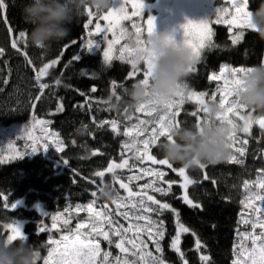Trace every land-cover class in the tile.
<instances>
[{
  "label": "trees",
  "instance_id": "trees-1",
  "mask_svg": "<svg viewBox=\"0 0 264 264\" xmlns=\"http://www.w3.org/2000/svg\"><path fill=\"white\" fill-rule=\"evenodd\" d=\"M27 2L28 0H6L8 7L0 11V48L4 49V54L0 56V126L11 131L9 133H14L15 148L25 151V145L30 141L26 137L18 140L20 136L16 129L32 127L34 132L32 135L37 137L41 135V125H34V120L48 121V131L58 134L64 142L65 150L56 152L50 144L45 151L41 142L38 152L25 154L22 158L11 159L10 156L0 155V160L4 161L0 162V235L7 237L10 233L5 223L10 220L26 219L27 222L23 227L27 232L26 239L29 243L39 246L43 256L51 248L49 237L64 235V232L69 233L64 227L60 228L61 231L52 229L50 232L39 233L40 222L43 221L49 227L52 223L51 215L60 212L63 213L64 218H70L71 223L68 227L74 229L77 223L88 218L87 211L75 210L77 204L84 206L96 199L97 203L94 206L96 210H99L100 205L107 204L114 218L125 227L128 226L129 221L115 216L117 209L112 200L101 199L98 196V188L103 183L111 184L120 196H126V190L121 189L119 182L114 181L112 173L103 177L96 174L111 163H120L122 158H129L130 165L135 167L116 169L115 174L119 181L128 183L135 192L139 191V186L152 179L144 176L140 180H128V177L138 171L139 167H149L150 163L144 162L141 165L135 160L133 152H125L122 147L130 140V137L123 135L125 127L138 123L140 119L151 118L142 112H136V108L126 112L124 110L126 104L120 112L108 107L106 101L109 96L115 95L127 100L124 90L135 81L129 78L131 66L126 61L114 59L111 63H105L100 48L92 53H88L83 48V44L89 39L90 28V25L88 29L84 28L88 19L86 13L71 25V34L67 39L54 43L50 50H43L29 41L31 25L25 23L21 14L23 4ZM258 3L259 0H250V7L256 8ZM20 32L26 33V40L19 38ZM212 32L214 33L212 47L204 49L210 52L201 57L197 63V71L187 76L186 83L189 86L187 90L194 88L211 95L217 81L209 79L210 71H218V65L223 60L235 66H252L263 62L264 41H261L250 29L245 28L243 39L235 46L228 45L227 40L230 36L228 25L213 23ZM13 40L17 41V48L12 47ZM73 41L76 43L73 44ZM75 55H79L80 59L73 60ZM29 60L32 61L31 64ZM53 60L59 62L50 67L47 75L37 81L38 70ZM137 67L141 69V67L145 68V65L141 64ZM57 80L60 81L59 84L56 83ZM41 83L49 85L43 90V94L39 88ZM93 88L96 89L95 92H92ZM38 96L40 99L37 100ZM60 105H63V108L57 111ZM252 111L256 117L264 115L262 111ZM130 114L131 116H127ZM113 120L118 123V134L111 130L110 123H102ZM192 120L193 117L187 116L184 125L194 124ZM80 128L85 129L83 134H78L77 130ZM239 135L248 140L242 165L229 163L225 159L215 165H205L203 169L197 167L186 170L189 177L196 181L188 187L189 198L194 201L206 187L210 189L216 196L214 197L216 210L228 214L225 223L229 231L232 229L234 232V242L241 227L240 211L236 214L239 206L233 197L222 196L221 190L212 178V173L216 170L222 172L239 170L245 180H254L264 174V171H261L264 170V130L257 124L250 129V133L238 131L237 136ZM96 150L99 154L93 155ZM152 154L158 159L162 158L156 147L152 149ZM63 161L68 163L65 164ZM153 166L167 173L164 177L166 181H178L179 175L167 166ZM173 168L178 170L181 166L173 164ZM205 174L208 179H204ZM161 186L167 187L166 184ZM147 191L177 210L180 213V222L190 229L188 233L181 234L179 247L184 254L181 257L180 253L170 246L177 232L176 216L171 211H165L159 217L153 214L154 218L163 220L165 227V237L161 241L162 253H157L155 246L148 241V250L152 251L154 256H160L164 264H184V261H187V264H232L234 259L230 262L222 261L203 234L204 239H202L198 229L191 222L192 212L197 214L198 210L183 202L180 198L182 197L180 187L173 185L172 191L167 196L152 192L150 189ZM93 192L96 193L95 197L92 196ZM19 199H22L23 203L17 204V207L12 209V202ZM66 208L69 209L68 212H64ZM124 210L126 209H121ZM128 235L131 236L132 233ZM197 239L202 245L199 250L196 249ZM101 245L105 246L102 247L105 251L112 253L110 260L120 254L114 244L110 246L102 238ZM204 255L209 256L208 262L200 259ZM130 259L134 257L130 256Z\"/></svg>",
  "mask_w": 264,
  "mask_h": 264
},
{
  "label": "snow or ice",
  "instance_id": "snow-or-ice-1",
  "mask_svg": "<svg viewBox=\"0 0 264 264\" xmlns=\"http://www.w3.org/2000/svg\"><path fill=\"white\" fill-rule=\"evenodd\" d=\"M231 18L226 19L225 17L230 14L228 7L218 8L216 10L215 23H225L228 25L235 26L240 29H250V13L248 11L250 6V0H230ZM131 7L129 14L128 7ZM8 7L6 0H0V11L5 10ZM145 0H122L121 5L118 8H110L102 14H97L91 9H86L87 23L84 24V28L88 29L89 25L93 24L95 18L94 29L88 32L89 39L83 44V48L88 53L94 52L101 46L102 41L107 42V47L103 49L102 55L105 63H111L114 59V51L116 45H121L119 48V56L116 59L126 61L133 69L130 76H135L140 69L137 67L136 61L133 59L135 52L139 50L143 44V37L146 34H152L155 29V18L151 15L145 18L144 16ZM134 18H136L134 20ZM103 20L106 22L105 27H102L101 23L98 22ZM124 21H131V27L134 29V34L137 37L136 43L138 48L133 49L128 44H121V40L127 39L128 30L124 27ZM210 19L202 21L187 20L181 27L183 28V43L191 50L194 55L196 62L201 59L202 50L206 47H212V37L214 33L210 27ZM112 34V39H108L107 34ZM243 32H236L232 36V43L235 45L243 39ZM98 36L100 40H93L91 37ZM19 38L26 40V33L20 32ZM73 44L76 41L72 42ZM12 47L17 48V41L13 40ZM67 47V46H66ZM4 54V49L0 48V56ZM27 55L26 53H24ZM80 56L75 55L73 60H79ZM32 63L31 60L28 61ZM59 61L53 60L51 63H46L36 73V79L39 81L42 77L46 76L48 69L56 65ZM145 70L143 71L142 82L147 84L151 76L152 65L145 61ZM247 68H231L228 69V74L223 75L225 68H221L222 75L213 73L209 79L212 81H222L221 84H217L216 90L212 93L210 100H217V94H219L218 104L221 111L217 113L216 119L221 123L227 124L231 129V133L228 137L230 141V155L228 162L233 164L242 165L244 160L242 159L246 155V145L248 144L247 139L241 140L237 136V132L250 133V128L253 123H258L261 129H264V115L259 117H253L251 113L248 115H242L241 110H244L243 106L238 105L233 99L235 95L236 86L240 83V75L243 74ZM188 73L196 72L197 69L191 66ZM60 83L59 80L56 81ZM49 87L46 83L39 84L41 94L43 90ZM115 87V85H114ZM187 87V85H185ZM96 89L93 88L92 92ZM83 95V93H81ZM206 92H189L187 96L181 91V85H177V91L168 99L163 101H154L149 99L144 104L139 105L136 108L137 112H143L146 116L150 117L149 120L140 119L138 123L132 124L130 127L126 126L123 135L130 137L129 141H126L122 147L125 152H133L136 161H139L141 165L146 161H150L152 165L167 166L174 172L183 178L181 187L184 189L182 200L191 208H199L200 205L194 203L188 195V187L196 183L187 175V169L181 167L178 170L173 168L172 163L166 159H158L152 154V149L156 147L157 143L162 138L171 140L170 130L174 126H179L178 116L180 114V107L185 100H195L200 106L197 111L191 113L197 117V124L202 120L198 116V112L206 111V104L208 101L205 100ZM232 98V99H230ZM40 99V97H36ZM63 105H60L57 111L62 110ZM155 114V115H153ZM232 117H238L239 120L243 121V125H238ZM131 119V118H129ZM48 121L45 120H34V125H41V135L33 137L31 131L27 128L23 130V135L17 139L26 137L30 143L25 145V151H19L15 148L13 142L8 143V149L11 150V159L22 158L25 154L38 152V147L41 145L43 150H47L51 146L55 148L56 152H63L64 142L59 138L55 132L48 131ZM104 124L110 123L111 130L115 133H119L118 123L113 120L111 122L104 121ZM151 125V127H149ZM30 149V151H27ZM96 153H93L95 155ZM0 162H4L0 160ZM67 164V161H63ZM135 165H130L129 158H122L120 163H111L106 169L107 172L113 174L114 181L119 182V187L125 189L127 192L126 196H120L113 199L112 203L116 205L115 216L123 217L125 221H129L128 226L125 227L119 223V220L114 218L113 212L108 208L107 204L100 205L99 210L94 207L96 205V199H93L87 205H76V211H87L88 218L85 221L77 223L75 228H69L71 223L70 218H64L63 213L57 212L51 215V228L40 222L38 227L39 233L50 232L52 229L60 230L61 226L67 229L69 234L61 235L59 239H53L49 237V244L53 245L48 250V255L44 259L43 264H164V260L160 256H154L152 251L148 250V241H151L155 246L157 253H162L163 249L161 241L165 237V227L163 220L154 218L153 214L157 217L162 216L165 211H171L174 213L177 219V232L171 240V248L177 253H180L183 257V253L180 250L181 234L188 233L190 229L180 222V213L172 208L167 202H161L154 195H150L147 190H151L155 193H160L163 196H167L172 191V186L175 181H166L164 177L167 175L166 172L158 168H145L139 167V172L142 175H131L128 177L129 181L143 179L144 176L151 177L147 183L139 186V191H133L129 187L128 183L119 181L116 177V169L132 168ZM201 169L205 168V165L199 166ZM264 171V170H261ZM104 172H98L96 175L103 177ZM204 179H208L205 174ZM166 184L167 187L161 186ZM251 184H255L261 190H264V177H258L257 181L249 182L244 181V189L248 193L244 199L241 200V204L244 209L247 210L246 215L242 212L241 223L244 225H250L251 231L240 232L238 235L242 241L250 240L251 246L246 247L243 245L237 246L234 249L235 258L232 264H264V194L257 193L251 187ZM92 196L95 197L96 193L93 192ZM258 202V203H257ZM7 207V205H5ZM17 202L11 204V208L15 209ZM121 209H126L121 211ZM69 209H65L64 212H68ZM107 226V227H106ZM10 229L7 239L14 241L17 238H25L18 221L7 225ZM257 229L259 231L257 232ZM132 233L131 236L128 233ZM195 235V233H193ZM116 238L115 240L113 238ZM146 237L147 239H145ZM101 238L107 242L108 245H113L120 253L124 254V258L117 255L112 260V253L110 251H104L102 256L101 250ZM61 246H63L61 248ZM130 246V247H129ZM202 247L199 239L196 240V249L199 250ZM134 257V259H128V256ZM202 261L208 262L209 256H201ZM187 264V261H184Z\"/></svg>",
  "mask_w": 264,
  "mask_h": 264
},
{
  "label": "clouds",
  "instance_id": "clouds-1",
  "mask_svg": "<svg viewBox=\"0 0 264 264\" xmlns=\"http://www.w3.org/2000/svg\"><path fill=\"white\" fill-rule=\"evenodd\" d=\"M113 8L112 0H28L21 8L22 18L31 25L29 41L39 49L50 50L54 43H59L71 34V25L91 9L102 14ZM250 30L264 41V0H259L256 8L248 9ZM137 37L133 33L127 36L128 46L137 49ZM143 46L135 52L133 59L137 66L148 61L152 65L151 76L147 84L142 80L133 82L125 88L124 96H109L108 107L120 112L122 107L130 112L149 99L163 101L170 98L177 85L188 74V69L196 62L191 50L176 39L168 30L155 31L143 37ZM240 75L236 86L235 102L250 110L264 112V62L247 67ZM206 111L199 124H180L170 130L171 140H160L156 148L162 159L172 164H179L185 169H195L200 165H215L230 155L228 139L232 129L216 119L221 111L219 104L209 100ZM83 134L85 129L77 130ZM101 199L113 200L118 194L111 184L103 183L98 188ZM10 223L15 222L10 220ZM25 238L9 241L0 235V264H40L42 252L35 243Z\"/></svg>",
  "mask_w": 264,
  "mask_h": 264
},
{
  "label": "rangeland",
  "instance_id": "rangeland-1",
  "mask_svg": "<svg viewBox=\"0 0 264 264\" xmlns=\"http://www.w3.org/2000/svg\"><path fill=\"white\" fill-rule=\"evenodd\" d=\"M121 3H122V0H112L113 8H118L121 5ZM224 7H228L230 9V14L225 17L226 19H230L231 18V12L233 11L231 9L230 0H152V1L145 0L144 16H145V18L148 17L149 15L153 16L155 18V25H156L157 31L168 30V31L172 32V34L174 35V37L176 39L179 40V39L183 38V28L181 26L184 23H186L187 20L202 21V20L210 19V21H212V23H210V27L212 29V24L215 23L214 21L216 20V15H215L216 10L218 8H224ZM128 11L130 14V12H131L130 6L128 7ZM172 18H173V21L170 20ZM135 19L136 18H134V20ZM96 22H97V20L94 18L93 24L90 25L89 31L94 29ZM98 22L101 23L102 27L107 26L106 22L103 20H100ZM122 23H123L124 27L127 28L128 33L134 34V29L131 27V24H132L131 21H124ZM219 24L228 25L225 23H219ZM228 26H229V31L231 34L230 35L231 41H232V36L236 32L242 31L244 34L245 29H240V28H237V27L232 26V25H228ZM145 35H146V33H145ZM107 36H108V39H112L111 33H108ZM92 39L93 40H100V37L93 36ZM125 43L128 44L127 39L121 40V44H125ZM120 46L121 45L115 46L114 58H115V56H119ZM106 47H107V42L102 41L101 46H100L101 55H102L103 49ZM203 50H202V53H203ZM102 58H103V55H102ZM263 62H264V55H263ZM193 66L195 67V63L193 64ZM222 67L225 68L223 75H227L228 69H231V68H247L250 66H246V65L235 66V65H232L228 62H222L220 64L219 70L217 72H213V73H215L217 75H222V73H221ZM140 70L144 71L145 68L141 67ZM141 79H143V78H141ZM221 83H222V81H217L216 86H217V84H221ZM215 90H216V87H215ZM192 91L198 92V93L199 92H205V91H198V90H196V91L195 90H187V94L189 92H192ZM207 95H208V93H207ZM230 99H232V98H230ZM218 100H219V94H217V100H216L217 103H218ZM187 101H189V100H187ZM187 108L190 109V106H188ZM249 113H251L253 117H256L252 110H247V109L241 110L242 115H248ZM153 115H155V114H153ZM203 115L204 114H202V118H203ZM232 118L236 121V123H238V125H241V126L243 125V121L239 120L238 117H232ZM257 124L258 123H253L251 128ZM149 127H151V125H149ZM25 128L26 127H19L16 129V132L18 131L19 136L23 135V130ZM28 130L31 131L32 134L34 133L32 127ZM9 132H11V131L6 129L4 126H0V155L1 156H11L12 155L11 150L8 149V143L13 142L14 133H9ZM238 137L240 139L242 138L241 135H239ZM243 139L244 138H242V140ZM230 151H232V150H230ZM146 162H149L150 166L145 167V168H154V166L151 164L150 161H146ZM194 171H195L194 174H196V170H194ZM131 175H142V174L138 170V171L132 173ZM262 177H264V174ZM212 178L216 181V184L218 185L219 190H221V192H222V196L233 197V200L235 201V203L238 204L239 208L236 209V214L240 211V218H239V224H241L240 232H243L245 230L251 231L250 225H244L241 223V219L243 218L242 212H244L245 215L247 212V210H245L244 206L241 204V200L244 199V197L248 194L246 192V190L244 189V181H245L244 178L245 177L243 176V173H241L239 170H234L233 172H222V171L216 170V171H214V173H212ZM248 181L254 182V181H257V179L248 180ZM251 187L253 188V190L255 192L260 193V194H264V190L259 189L258 187H256L255 184H251ZM138 190H140V189L138 188ZM214 197H216L215 194H212L210 189H208L207 187L202 191V193L196 198V200H194V203L199 204L200 207L196 208L198 210L197 214L192 212L193 215L191 216V222L198 229L199 234L202 237V239H204L202 234L206 237V239L212 245L213 249L216 251L219 258L222 261H226V262L229 261L230 262L232 259L235 258L234 249H236L237 246L243 245L246 247H250L251 242H250V240L242 241V239L239 235H238L237 239L235 240L236 242L233 241L234 232L232 229H231V231H229V227H227L226 223H225V219L228 217V214L220 213L216 210ZM14 202H17V204L23 203L22 199L14 200L12 203H14ZM34 207H36V206L34 205ZM87 215H89L88 212H87ZM14 221H18L22 232L24 234H26V238H27V232L23 229L24 224L27 222V220L26 219H19V220H14ZM8 224H10V222L5 223V226L7 227ZM242 226H243V228H242ZM61 227H63V226H61ZM49 228H51V224L49 225ZM53 230H55V229H53ZM59 231H61V230H59ZM258 231H259V229H257V232ZM65 233L66 232H64V234ZM9 234H11V233H9ZM60 237H61V235H58V236L53 237V239H59ZM51 247H53V245H51ZM62 247L63 246H61V248ZM102 247H105V246L101 245V250H102L101 256H102L103 252L105 251ZM109 248L111 249L110 246H109ZM47 255H48V252L42 256V264H43L44 259L47 257ZM119 256H121L122 259L124 258V254H122V253H120ZM128 259H130V255L128 256ZM98 262L99 261H97V263Z\"/></svg>",
  "mask_w": 264,
  "mask_h": 264
},
{
  "label": "flooded vegetation",
  "instance_id": "flooded-vegetation-1",
  "mask_svg": "<svg viewBox=\"0 0 264 264\" xmlns=\"http://www.w3.org/2000/svg\"><path fill=\"white\" fill-rule=\"evenodd\" d=\"M170 20L173 21V18L170 19ZM169 22H170V21H169ZM169 22H168V23H169ZM168 23H167V24H168ZM114 59H116V58H114ZM197 63H198V62H195V68H196V69H197ZM132 72H133V69L131 68V72H130V73H132ZM189 74H190V73H188L187 76H188ZM187 76L184 77V78L182 79V81H180V83H179V84L181 85V91L184 92V95H185V96H187V87H185V85H186V81H187ZM129 78L134 79V81L140 80L141 78H143V71L140 70L135 76H130V75H129ZM187 105L192 106L194 110H193L192 112H188V111H187ZM199 107H200V106L195 102V100H189V101L185 100V102H184V103L181 105V107H180V114H179V116H178L179 125L185 123V120H186L187 116H188V117H193L194 120H192V121H194V124L197 123V117L193 116L191 113H193L194 111H197ZM197 114H198L199 117L202 118V114H203L202 112H198ZM127 116H131V114H130V115H127ZM172 165H173V164H172ZM176 173H177V172H176ZM187 175H188V174H187ZM188 176H189V175H188ZM182 183H183V178L179 176L178 181H177L175 184H173V185H176V186L180 187L181 192H182V195H183L184 189L181 187V184H182Z\"/></svg>",
  "mask_w": 264,
  "mask_h": 264
},
{
  "label": "bare ground",
  "instance_id": "bare-ground-1",
  "mask_svg": "<svg viewBox=\"0 0 264 264\" xmlns=\"http://www.w3.org/2000/svg\"><path fill=\"white\" fill-rule=\"evenodd\" d=\"M229 33H230V31H229ZM231 35V34H230ZM228 41V45H231V46H235V45H233L232 44V41L230 40V36H229V39L227 40ZM227 44V43H226ZM210 51H206V50H203V53L201 54V57L204 55V54H208ZM223 62H228V63H230L231 64V62H229V61H227V60H223ZM222 62H220L219 63V65H218V67H220V64H221ZM213 72H217V71H210V74H212ZM186 85H187V83H186ZM216 86V85H215ZM187 87H189L188 85H187ZM191 90H198V89H194V88H191ZM198 91H203V90H198ZM210 95H206L205 96V100L206 101H209L210 100ZM194 109H193V107L192 106H190V109H188L187 108V111L188 112H192ZM263 130V129H262ZM97 151V150H96ZM96 155V154H95ZM98 155V154H97ZM107 168V167H106ZM188 170V169H187ZM102 171V170H101ZM100 172V171H99ZM104 175H106V174H104Z\"/></svg>",
  "mask_w": 264,
  "mask_h": 264
},
{
  "label": "water",
  "instance_id": "water-1",
  "mask_svg": "<svg viewBox=\"0 0 264 264\" xmlns=\"http://www.w3.org/2000/svg\"><path fill=\"white\" fill-rule=\"evenodd\" d=\"M54 66H55V65H54ZM263 130H264V129H263ZM93 153H96V155H97V154H99V151H94ZM107 168H108V167H107ZM107 168L103 169V170L100 171V172H104L105 174H110L109 172L106 171Z\"/></svg>",
  "mask_w": 264,
  "mask_h": 264
}]
</instances>
